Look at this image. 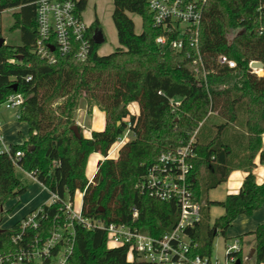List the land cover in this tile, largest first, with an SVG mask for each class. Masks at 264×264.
<instances>
[{
	"label": "trees",
	"instance_id": "obj_1",
	"mask_svg": "<svg viewBox=\"0 0 264 264\" xmlns=\"http://www.w3.org/2000/svg\"><path fill=\"white\" fill-rule=\"evenodd\" d=\"M36 1L0 0V14L14 9L11 29L21 36L19 44L0 47V103L14 92L24 96L19 120L28 124L29 132L23 144H12L13 154L24 152L18 161L21 169L35 173L42 185L63 198L82 191L85 217L130 224L161 237L178 222V202L142 194L137 185L162 153L175 151L194 137L192 189L202 206V222L187 230L196 245L190 256L212 257L215 238H227L240 215L252 216L264 203V182L257 183L253 172L256 156L264 157V71L258 74L249 66L254 60L264 63V33L259 29L264 11H258L264 0L207 1L199 49L210 71L208 88L202 75H196V49L188 45L176 52L156 42L162 32L153 25L147 0H113L120 44L115 51L99 53L100 45L92 39L94 29L101 27L96 16L89 30V60L79 62L72 51L54 64L35 52ZM87 6L88 0H80L78 11ZM130 13L141 16L140 33ZM220 55L235 60L237 67L221 65ZM176 99L179 104L173 105ZM82 101L89 114L95 106L106 113L105 129L90 138L80 126V136L72 129ZM132 102L139 104V115L129 111ZM129 123L134 138L121 147L117 159L108 158ZM95 152L104 159L90 181L86 167ZM16 168L12 156L0 155L1 216L8 212L4 205L9 200L27 191ZM235 169L247 172L239 192L224 200L210 199V190L226 182ZM214 206L224 213L210 224ZM19 222L0 233V254L14 248L12 235ZM250 234L256 238V264H263L264 222ZM127 251L125 246L109 248L104 230L78 226L69 264H137L128 261Z\"/></svg>",
	"mask_w": 264,
	"mask_h": 264
},
{
	"label": "built area",
	"instance_id": "obj_2",
	"mask_svg": "<svg viewBox=\"0 0 264 264\" xmlns=\"http://www.w3.org/2000/svg\"><path fill=\"white\" fill-rule=\"evenodd\" d=\"M79 1L35 2L38 23L35 52L51 64L56 63L59 56L72 51H75L79 62L85 63L89 60L92 49L89 30L92 23L85 20L84 12L78 11ZM207 1L147 0V3L154 27L162 32L156 42L176 52L184 51L188 45L196 49V75L198 78L202 75L208 88L207 77L210 71L207 70L199 49L200 28ZM258 11L262 14L264 5L261 4ZM260 25L259 29L264 33V23L261 22ZM218 62L229 68L237 67V62L227 55H220ZM249 66L252 71H258L251 67V63ZM23 102V94L14 92L0 103V155L12 156L18 168H21L18 161L24 152L19 150L12 153V144L15 143H9L5 139L2 132L4 119L1 115L13 111L11 120H19ZM172 104L178 105L179 101L172 100ZM130 131L129 129L124 133L122 140H128ZM24 141L25 137L19 144ZM193 141L194 137L187 145L162 153L137 185L142 194L178 202L179 219L171 231L161 237H154L130 224L107 223L101 218L85 217L82 213V202L77 208L74 196L63 198L56 192H50L47 203L33 209L20 220L12 235L14 248L0 254V264H69L78 226L86 230H104L108 247H127L128 261L137 264H238V261L243 264V247L238 237L225 245L221 257L214 254L212 257L190 256L196 245L187 230L199 227L202 222V206L195 200L192 189L193 159L196 156ZM29 175L37 180L35 173ZM80 192L83 197V192ZM51 209L54 210L50 211ZM133 218H138L136 208L133 210ZM239 254H242V260Z\"/></svg>",
	"mask_w": 264,
	"mask_h": 264
},
{
	"label": "crops",
	"instance_id": "obj_3",
	"mask_svg": "<svg viewBox=\"0 0 264 264\" xmlns=\"http://www.w3.org/2000/svg\"><path fill=\"white\" fill-rule=\"evenodd\" d=\"M112 2H113V0H112ZM10 11L13 13L14 9H12ZM130 16L131 17L133 16L132 18H133V20L135 22V26H136L137 14L130 13ZM139 17H140L141 22H142L141 16H139ZM98 18H99V16H98ZM94 20H95V18H94ZM99 20L101 22L100 18H99ZM92 22H90V23H92ZM136 31H138L137 26H136ZM141 31H142V27H141ZM140 32H138V33H140ZM132 103H134V102H132ZM132 103H130L128 105V108H129L131 114L139 115V113H140L139 108L140 107L138 105L137 106L133 105V107H130ZM2 116L4 119V125L2 127V132H3L4 137L7 140V142L15 143V144L22 143V138L26 137L28 135L29 127H28L27 134L21 136L22 138L19 137V138H21L20 141L14 142L13 140H11L10 132H9V124H11V122H13L11 120L12 118L8 113H4V114H2ZM75 119H76L77 125L82 128L83 135L85 137H88V138L92 137V133L94 131H103L105 129L106 123H107L106 113L104 111L100 110L98 107L95 106L90 114L87 112L86 101L81 102L80 108L77 111ZM16 132H17V130L15 131V134H16ZM18 132H20V131H18ZM16 135L18 136V134H16ZM126 142H128L127 139H125V140L120 139V141H117L115 143L117 145L115 147V149L113 150V146L115 145L114 144L111 147V149L109 150L108 158L117 159L118 155H119L120 148ZM262 150H263V155H264V134L262 135ZM115 151H117L116 152L117 154L114 156L113 153ZM102 159H104V156L99 152L92 153L89 156L88 162H87V167H86V176L90 181L93 180V178L97 172L98 162ZM255 163H256V166H255L253 172L255 174L257 183L261 184L264 182V157H263V160H261V155L258 154L255 158ZM19 169L21 171H23L32 180L33 183H32L31 188H34L36 186H40L41 188L48 190L39 181L32 178L28 172L22 170L21 168H19ZM246 175H247V172L244 169L233 170L231 172V174L229 175V178L226 182L219 185L217 188L210 190L211 191V199L212 200H224L228 194L238 193L242 184H243V181H244ZM49 193H50V191H49ZM43 196L44 195H39V196H33V197L28 198L25 195V197L22 199L23 203L18 208H16L14 210V212L10 215V222H11L10 228L15 223L19 222L22 218H24L26 215H28L30 213V211H32L33 209H35V208H37V207H39V206H41V205H43L49 201L50 197H43ZM263 222H264V203L258 210L255 211V213L252 216L240 215L234 221L233 226L227 232V238L224 239L225 241H224L223 249L229 241H231L235 237H238L241 239V244L243 247V255L245 253L246 244H247L248 250L250 253L249 257L255 258V253L252 256H251V253H252L253 249L256 250V238H255V235L250 234V232L254 231L259 226V224H261ZM246 239H247V242H246Z\"/></svg>",
	"mask_w": 264,
	"mask_h": 264
},
{
	"label": "rangeland",
	"instance_id": "obj_4",
	"mask_svg": "<svg viewBox=\"0 0 264 264\" xmlns=\"http://www.w3.org/2000/svg\"><path fill=\"white\" fill-rule=\"evenodd\" d=\"M113 11H114V2H112V0H88V6L86 10L84 11V18L87 22H92L96 16L97 17L99 16V18L101 19V22H100L101 28L106 38V41L102 45H100V48H99V53L101 55L109 54L115 51L118 47H120L118 36H117V30L115 28L113 18H112ZM13 23H14V19L12 17V12L10 10H6L0 14V30L2 31L1 37L5 38L6 43L19 44L21 42L20 31L11 29ZM136 26L138 30L137 32H140L141 27H142V22L138 15L136 16ZM133 105L139 106L138 103L134 102L131 104L130 107H133ZM5 113H8L11 116V118H13L12 117L13 111L5 112ZM129 129H130V124L128 125V128L125 131V133H127ZM16 130H17L16 134H18V136L15 134ZM9 132H10L11 140H13L14 142L20 141V139L22 138L21 136L26 135L28 132V124L24 121L15 120L11 122V124H9ZM123 138H124V134L120 137V139H123ZM127 138H128V141L134 138V134L132 131L129 132ZM120 139L118 141H120ZM115 146L116 144L114 145V147ZM116 152L117 151L113 153L114 156L117 154ZM16 173H17V176L23 181V183L27 185V191L21 196L15 199L9 200L4 205V210L8 212L6 213L5 216L0 215V229H3V230L10 228L11 226L10 215L14 212L16 208H18L23 203L22 199L25 197V195L28 198L33 197V196H39V195H44L43 197H50L49 191L44 188H41L40 186L31 188L32 183H33L32 180L19 168H16ZM74 197H75L76 207L78 208L81 206L82 193L80 191H77ZM209 197L211 199V191L209 192ZM223 213H224V209L222 207L220 206L212 207L209 211L210 224H213L216 217L222 215ZM224 239H225L224 236H217L215 238L214 245H213L214 255L221 257L224 254V249H223L224 241H225ZM246 242H247V239H246ZM249 255L250 253L248 250V245L246 244L245 253L243 255V264H256L255 258L249 257Z\"/></svg>",
	"mask_w": 264,
	"mask_h": 264
},
{
	"label": "water",
	"instance_id": "obj_5",
	"mask_svg": "<svg viewBox=\"0 0 264 264\" xmlns=\"http://www.w3.org/2000/svg\"><path fill=\"white\" fill-rule=\"evenodd\" d=\"M92 38H93V41L98 45H102L106 41L104 32L101 27H96L94 29ZM5 43H6L5 38L0 37V47ZM251 67L254 69H262L264 71V63L262 61H258V60L252 61ZM14 90L17 91V85H14ZM72 129L75 131L76 135L78 136L81 135L79 126L77 124L73 125ZM3 231H4L3 229H0V233ZM254 253H255V249L252 250L251 256L254 255ZM240 263L241 261H238V264Z\"/></svg>",
	"mask_w": 264,
	"mask_h": 264
},
{
	"label": "bare ground",
	"instance_id": "obj_6",
	"mask_svg": "<svg viewBox=\"0 0 264 264\" xmlns=\"http://www.w3.org/2000/svg\"><path fill=\"white\" fill-rule=\"evenodd\" d=\"M259 74H261L262 72H263V70L262 69H258V71H257ZM117 146V145H116ZM115 146V147H116ZM115 147H113V150L115 149Z\"/></svg>",
	"mask_w": 264,
	"mask_h": 264
}]
</instances>
